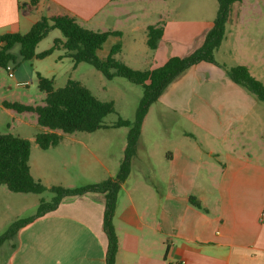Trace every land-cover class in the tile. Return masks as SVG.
I'll return each instance as SVG.
<instances>
[{
  "label": "crops",
  "instance_id": "0c3cea01",
  "mask_svg": "<svg viewBox=\"0 0 264 264\" xmlns=\"http://www.w3.org/2000/svg\"><path fill=\"white\" fill-rule=\"evenodd\" d=\"M141 1L158 0H0V35L30 28L33 13L39 19L68 15L81 26L96 25L93 31L119 32L108 41L120 43L116 56L128 41L132 61L137 34L146 44L147 28L161 27L158 46L147 56L145 70H152L197 50L213 26L214 20L203 27L160 25L156 11L146 17L160 18L145 23ZM261 2L235 6L217 50L230 43L232 56L241 60L236 65L264 83ZM217 64L189 67L149 107L112 218L115 264H264V111L220 67L228 64ZM5 100L0 96V114L13 117L16 112L2 106ZM104 211L102 193L64 199L18 230L5 264H105Z\"/></svg>",
  "mask_w": 264,
  "mask_h": 264
},
{
  "label": "trees",
  "instance_id": "16d2710c",
  "mask_svg": "<svg viewBox=\"0 0 264 264\" xmlns=\"http://www.w3.org/2000/svg\"><path fill=\"white\" fill-rule=\"evenodd\" d=\"M34 0H31L33 3ZM242 0H217L218 9L212 28L205 36L204 42L197 50L186 57H170L162 66L152 70H134L115 57L121 50L120 43L114 44L104 59L97 54L110 36H120L119 32H96L83 28L73 17L68 15H52L41 17L24 33H5L0 35V69L6 70L8 65L15 63L16 57L11 53L15 45H19V55L23 61L44 59L56 50L65 51L63 57L70 58L74 64L87 63L102 73L107 79L122 77L143 89L133 121L118 119L111 127L128 128L124 158L114 177L95 184L76 188L61 186L51 188L53 194L49 202L41 200L34 216L13 223L4 233L0 234V246L14 237L18 230L34 219L54 211L66 198L79 197L87 193H102L105 197L103 229L107 236V252L105 264H115L117 254V237L112 225L117 195L120 187L127 180L131 159L135 153L136 143L141 125L149 107L155 103L166 87L189 67L208 62L219 65L214 60V53L225 37L226 26L233 15V9ZM58 30L62 39H54L52 47L37 53V45L48 34ZM161 27L149 26L146 30V45L155 50L162 37ZM222 67L228 78L235 84L264 103V83L255 79L246 66L236 65ZM38 89L45 94L44 104L40 106L24 105L17 102H2V106L16 113H33L41 132L35 135L36 145L47 150L56 147L64 134L74 132H95L106 128L103 119L114 112L111 102L99 101L80 82L67 80L61 88L54 89L53 79L37 74ZM30 142L27 139L11 134H0V185L10 192L22 194H41L45 187L35 181L29 168ZM197 208L200 204L190 198Z\"/></svg>",
  "mask_w": 264,
  "mask_h": 264
},
{
  "label": "rangeland",
  "instance_id": "374dc122",
  "mask_svg": "<svg viewBox=\"0 0 264 264\" xmlns=\"http://www.w3.org/2000/svg\"><path fill=\"white\" fill-rule=\"evenodd\" d=\"M138 6L144 8L145 23H155L160 16L146 17L151 11L161 15L160 25L172 22L197 24L196 26L209 25L216 17L217 0H158L141 1ZM264 11V2H261ZM39 20V14L33 13L29 18L30 23ZM22 28L21 34L26 33L29 26ZM81 26V25H80ZM94 26H82L87 30L96 29ZM188 31V30H187ZM187 35L180 42L186 41ZM54 39H62L58 30L51 31L36 47V52H42L53 45ZM137 58L130 51V46L125 43L122 55L115 58L122 63L128 62L136 69H148L147 65L153 52L146 46L143 33L137 34ZM114 39L103 45L98 52L99 59H104L108 54ZM177 42V41H176ZM19 45L11 49L16 57L12 68V77L5 70L0 69V96L7 102H17L24 105L40 106L44 104L45 94L38 89L37 74L53 79L54 89L61 88L67 80L80 82L99 101L111 102L114 112L103 119L106 128L95 132H74L64 134L62 141L47 150L40 149L34 142L35 135L41 132L33 113H15L13 117L0 114V134H11L30 142L29 168L35 181L45 187L41 194H22L10 192L5 186L0 185V234L4 233L13 223L35 215L39 202H49L53 194L51 188L61 186L76 188L89 184L99 183L107 179L108 173L115 176L120 163L124 158L122 146L127 143L128 128L111 127L118 119L133 121L143 89L122 77L107 80L101 72L87 63L74 64L68 57H63L65 51L56 50L50 56L38 60L23 61L19 55ZM230 43L214 53L216 62H225L229 67L235 66L241 60L231 54ZM264 52V46H261ZM256 64L259 62L256 61ZM126 65V64H125ZM129 67V66H128ZM264 81V80H262ZM258 110L264 111V103H259ZM152 115H150V118ZM149 129V130H148ZM150 128L147 127V133ZM152 132V131H151ZM92 153L96 156L93 157ZM14 237L5 241L0 246V264H5L7 256L11 253Z\"/></svg>",
  "mask_w": 264,
  "mask_h": 264
},
{
  "label": "built area",
  "instance_id": "2783aa9c",
  "mask_svg": "<svg viewBox=\"0 0 264 264\" xmlns=\"http://www.w3.org/2000/svg\"><path fill=\"white\" fill-rule=\"evenodd\" d=\"M5 71L8 73V76H9V77H12V76H13V74H12V68H11L10 65L7 66V68H6Z\"/></svg>",
  "mask_w": 264,
  "mask_h": 264
}]
</instances>
